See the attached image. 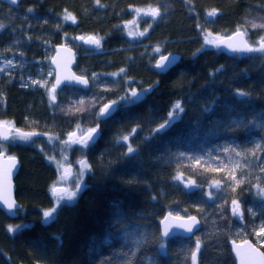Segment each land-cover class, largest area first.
<instances>
[{
	"label": "trees",
	"instance_id": "trees-1",
	"mask_svg": "<svg viewBox=\"0 0 264 264\" xmlns=\"http://www.w3.org/2000/svg\"><path fill=\"white\" fill-rule=\"evenodd\" d=\"M144 7L160 8L161 16L153 20ZM213 9L218 14L209 19ZM69 14L75 23L65 20ZM0 19V65L4 58L15 63L6 67L10 72L0 71V120L38 131L31 141L4 143L20 160L15 195L21 207L15 217L0 208V264H195L197 241V264H236L230 239L251 237L264 249L255 235L264 223V197L252 186L255 177L264 185V53L204 44L208 34H228L238 26L251 43L258 41L264 29L251 25L264 23V0L0 1ZM90 33L100 38L99 47L75 40ZM60 42L75 48L74 69L88 75L90 84L63 85L53 103L48 83L31 80L48 75ZM169 51L180 59L159 72L155 60ZM14 67H22L20 80ZM130 88L149 91L101 118L89 148L72 147L89 163L85 185L45 222L42 213L55 206L54 157L65 144L56 136L78 125L95 127L99 108ZM177 101L184 111L154 131ZM254 140L261 145L255 156L246 151L255 148ZM128 145L136 152L125 155ZM238 152L251 165L239 171L245 182L237 187L228 172ZM190 181L195 185L186 187ZM217 181L220 186L212 187ZM233 199L243 219L232 215ZM168 210L198 215L200 228L191 236L163 237L159 222ZM16 225L21 227L8 231Z\"/></svg>",
	"mask_w": 264,
	"mask_h": 264
},
{
	"label": "snow or ice",
	"instance_id": "snow-or-ice-1",
	"mask_svg": "<svg viewBox=\"0 0 264 264\" xmlns=\"http://www.w3.org/2000/svg\"><path fill=\"white\" fill-rule=\"evenodd\" d=\"M10 2L12 4H16L18 3V0H10ZM97 4H99L100 0H96ZM32 9H29V11H31ZM217 10L213 9L211 11H209L207 13V17L209 19L214 18L217 15ZM144 15H148L150 16L153 20H155L156 18L161 16V11L159 8H153L150 9L148 12H145ZM71 19L73 21V23H75V18L72 17L70 14L65 16V20ZM252 28H260V29H264V23L262 24H255L253 23ZM3 25H0V28H3ZM151 27V24H149V28ZM203 31V29H201ZM147 31V29H145V32ZM145 32H141L139 33L140 36L145 35ZM246 32L247 30L244 29L242 30L240 26L237 27V30L235 33H233L232 35H229L226 40L227 41H232L234 37H240V42L233 44V43H224V46L230 50L231 52H245V53H251V52H261L264 53V36H261L260 39L258 41L249 43L247 39H244V37L246 36ZM129 35H132V33H129ZM76 39H80V40H84L85 43H89V44H94L95 46L99 47L100 46V40L96 39L95 37H89L87 38V40H85L84 37H78ZM221 43L222 41L217 40V39H209L207 36L205 37V45H211L214 46L216 48H220L221 47ZM201 47H204V45H202ZM155 51L159 52V48H156ZM197 51H200V49H198ZM195 55V53H194ZM55 59H53V63H55ZM7 66L8 67H12L13 66V62L11 60L7 61ZM174 63L173 60L170 59L169 56H163L161 55L160 59L158 61H156L155 63V67L160 70L161 72L166 71L169 67L170 64ZM0 71H6L5 68H0ZM125 71V69H121L120 72L123 73ZM217 71H219V69H217ZM51 74V73H49ZM109 75L112 76H118L119 73H110ZM65 80L69 81V82H76L78 84H83V85H88L89 81L84 78L83 76H75L74 74L72 76H66L64 77ZM33 84H38L39 81H32ZM62 81L59 78V76H57V80L56 83L52 86V88L49 90L50 94H51V100L53 103H55L56 100V94H57V88L61 85ZM23 86H27V85H23ZM41 86L43 87L44 85L41 84ZM106 91H111L112 89H105ZM149 91L148 88H143L141 90H137L135 88H130L129 90L125 91V94L120 96L118 99L116 100H112L110 102L104 103L102 107L99 108V110L95 113V118H96V126L95 127H91L88 128L86 131L81 130L80 131V135L77 136V132H71L69 133V137L70 139L67 141H64V143L67 146H72V145H79L80 148L82 149H87L91 146V144L95 141L96 137L99 135V129H100V121L101 118H108L111 117L112 114L117 110V106L121 105L122 103L124 105H134L136 103H138L142 97L144 93H147ZM240 96H248L249 93L247 92H242V91H238L237 93ZM81 104H83V101H80ZM82 109H77V111H81ZM184 111V108L182 106V104L177 101L172 109L169 111L168 113V117L165 119L164 123L160 124L159 127L157 129H155L154 131H160L165 129L166 127H168L174 120H176L180 114ZM79 129V125L77 126ZM133 133L136 131V129L132 130ZM36 135L35 133H29V134H24L22 136H13L11 137V139L15 142L17 139L21 140V141H31L32 136ZM72 137H76L75 139H72ZM10 139L8 136L4 137V140H8ZM123 141L127 142L129 140V136H123L121 138ZM5 146L4 145H0V149H3ZM257 150H261V145L260 144H256L255 148L253 149H248L246 150L249 154L255 156V153ZM225 151H227V149H225ZM136 152V149L133 148L131 145H128L127 148V152L125 153V155H129V154H133ZM3 155V152L0 151V156ZM237 155H240V153H237ZM257 160H260L259 156H256ZM8 160L12 161V164L10 165V167L3 173L2 178H0V185H3V183L5 181L10 183V179H11V175H12V169H14L16 167L15 164V158L9 156ZM81 165V168L79 170V172L76 174V178H75V190L70 191L68 188H63V187H57V186H53L52 188V194L55 197V206L52 207L49 210H45L42 213V218L45 222L50 221L55 219L57 212L65 206V204L63 203L64 201H73L76 197L77 194L79 192L82 191L83 188V184L81 181V177L85 174V172L87 170H90V166L88 165L87 161L85 160H80L78 162ZM197 163H199V161L197 160ZM262 164H264V161H262ZM239 166V165H237ZM219 170V169H216ZM260 171L264 172V167L260 168ZM62 176L66 179L67 178V173H62ZM181 177L178 176L176 177V179H180ZM230 179L232 181L235 182L236 186L238 187L239 185L243 184L245 181L243 179H239L237 180L235 175H232L230 177ZM195 182L194 181H190L189 183H187L185 186L186 187H190V186H194ZM220 186L219 181L215 182L212 187H216L218 188ZM253 187L258 189L257 195L264 197V187H261L260 184H254L252 185ZM232 191L235 192L236 188L233 187ZM211 195V194H209ZM0 201H2L3 205L7 206V210L9 212H18L20 210V207L16 204V202L14 200H12L11 198L5 196V195H0ZM231 205H232V215L235 217H238L240 219H243V212L240 209V203L237 199H233L231 201ZM249 212L255 216L256 213L253 212L251 209H249ZM171 215V213L169 214ZM188 220L190 221V223H182L180 225H178L181 228H184L187 232L192 233L194 227L199 223L196 220V217L191 216L188 217ZM21 227V225H16L15 227L10 226L8 231L9 232H14L17 229H19ZM170 234L169 229L166 228V230L164 231L163 235L164 236H168ZM255 235L257 237H264V225H262L259 230H257L255 232ZM164 245L161 244V248H163ZM201 248V244L199 241H197L196 243V251L192 252V260L193 262L196 261L197 259V253L199 252ZM249 248L251 249V245H249ZM253 252H255V249H251ZM259 256L264 257V253H257ZM237 255H240L239 251H237ZM130 264V262H129ZM242 264H244V262L242 261Z\"/></svg>",
	"mask_w": 264,
	"mask_h": 264
},
{
	"label": "water",
	"instance_id": "water-1",
	"mask_svg": "<svg viewBox=\"0 0 264 264\" xmlns=\"http://www.w3.org/2000/svg\"><path fill=\"white\" fill-rule=\"evenodd\" d=\"M3 1H5L11 5L17 4V3L12 4L10 2V0H3ZM19 1L20 0H18V2ZM236 30L237 29H235L234 31H232L231 33H228V34H216V39L222 41L220 49L225 50L227 52H231L230 50H228L224 46V43L236 44V43L240 42V39H241L240 37H234L232 41L226 40V38L229 35H232L233 33H235ZM78 37H84L85 40H87V38H89V37H95L96 39L100 40V38L97 35L92 34V33L85 34V35L84 34H77L75 36V40L78 43L83 44V45H89L92 47H96V46L94 44L85 43L84 40L76 39ZM244 39H247V37L245 36ZM248 42L251 43L249 40H248ZM239 53H243V52H239ZM161 55L169 56L170 59L174 61V63L169 65L168 69L170 67H172L180 59V56H181V54L178 52H174V51L165 52V53L160 54L156 58L155 63H156V61H158L160 59ZM53 59H55V61H56L55 63H53ZM50 62H51L52 67L54 68V82H53L52 86L56 83L57 76H59V78L62 81L61 85L57 88V90L60 89L65 84L82 86V87L89 86V84H90L89 76L86 74L78 73L74 69V66L76 63V50L70 44H68L66 42L57 43L55 45V49H54V52L51 56ZM155 63H154V67H155ZM158 71L161 72L160 70H158ZM73 74L75 76H83L84 78H86L89 81L88 85L78 84L74 81L69 82V81L64 79V77H66V76L70 77ZM52 86L50 87V89L52 88ZM107 102H110V101H107ZM107 102H105V103H107ZM15 131H21V129L17 128L13 124H11L5 120H0V142L9 141L10 139L4 140V137L8 136L9 138H11L12 134ZM74 131L77 132V136L80 135V132L77 128L71 130L69 133L74 132ZM29 132L38 134V131H29ZM97 137H96V139H97ZM75 138L76 137H72V139H75ZM69 139H70V137L68 135V140ZM0 151L3 152V155L0 156V178H2L3 173L12 164V161L8 160L9 156L15 158V164H16V167L14 169H12V175H11L10 183L5 181L3 183V185H0V195H5V196L11 198L12 200H14L16 202V204L19 207H21V203L19 202V200L16 198V195H15V190H16L15 176L17 175L19 168H20V160L16 154L7 153L5 150H2V149H0ZM55 186L67 188V186L64 184H57ZM0 208L2 210H4L5 213L7 215H9L10 217H15L17 214V212H9L7 210V206L2 204V201H0ZM170 213H171V215H169ZM191 216L196 217V220L199 223L194 227L193 232L189 233L184 228H181L178 225H180L182 223H190V221L188 220V217H191ZM159 224H160L161 234L163 237H170L172 235L191 236L200 228L201 218L196 214L180 215V214H176V213L172 212L171 210H168L165 212V214L160 219ZM166 228L169 229V232H170V234L168 236L163 235ZM249 245H251V249H255L256 251L253 252L249 248ZM230 246H231V249H232V251L235 255V258H236V264H242V261L244 262V264H264V257H261L257 254V253H264V249L259 244H257L251 237H245L242 239L232 238V239H230ZM194 251H196V249ZM237 251H239L240 255H237ZM198 253H197V259L194 262L195 264L198 263Z\"/></svg>",
	"mask_w": 264,
	"mask_h": 264
},
{
	"label": "rangeland",
	"instance_id": "rangeland-1",
	"mask_svg": "<svg viewBox=\"0 0 264 264\" xmlns=\"http://www.w3.org/2000/svg\"><path fill=\"white\" fill-rule=\"evenodd\" d=\"M153 8H156V7H144V8L141 9V11L143 13H145V12H148L150 9H153ZM207 37L209 39H216V35L215 34H208ZM9 60H11L13 62L12 59H5L4 58L2 60V64L1 65H5L6 67H8L6 62L9 61ZM13 66H15V63H13ZM45 83H46V80L45 79H43V78L42 79H39V84H43L44 85ZM76 128L78 129V127H76ZM88 128H90V127H84V126H81L80 125L78 130L79 131H81V130L86 131ZM69 132L70 131H67L66 132V136L65 137H60L58 135V136H56V138L60 139L63 142L64 141H67L68 140V133ZM24 134H26V133H23V132H14V135L13 136H22ZM254 143L255 144H259L260 142L258 140H254ZM1 145H4V143H2ZM73 146L74 145H72V146L69 147L66 144H64L63 147H62V149L60 150V153L58 154V156H55L54 157V162H55V164H57V167L59 169V173H58V177H57L56 181L52 185V188H53V186H55L57 184H64V185H67L69 187L70 191L75 190V187L74 186H75L76 174L79 172V170L81 168V165L78 162L80 160H85V161H87V160L83 156V154H81V152L80 153L77 152V154H74L73 153V148H72ZM3 150H5V147L3 148ZM238 153H240V155H235L234 156L232 165H231V167L229 169V172H228L229 177H231L232 175H235L236 178H237V180L240 179L238 174H239V171L241 170V168L243 166H247L248 167V166L251 165V162L249 160H243L242 159L241 155L243 154V152H238ZM70 154H71V156L73 155L74 158H75V161L73 162L74 165L72 164V166H70V164H69V161H71L70 158H69ZM263 159H264V157H263ZM88 165H89V163H88ZM237 165H239V166H237ZM65 172L67 173V178L66 179L62 176V173H65ZM87 172H88V170L80 178L81 181H82L83 186L85 185V176H86ZM232 183L235 184L234 181H232ZM254 184H260L261 187H264V185L259 181V178H257V177H255V179H254L253 185ZM52 188H51V190H52ZM255 189H256V191H258L257 188H255ZM262 225H264V223L259 224L257 226V228H256V231L259 230V228ZM257 240L260 243H264V237H257Z\"/></svg>",
	"mask_w": 264,
	"mask_h": 264
},
{
	"label": "flooded vegetation",
	"instance_id": "flooded-vegetation-1",
	"mask_svg": "<svg viewBox=\"0 0 264 264\" xmlns=\"http://www.w3.org/2000/svg\"><path fill=\"white\" fill-rule=\"evenodd\" d=\"M0 1H3V0H0ZM3 2H5V1H3ZM9 4V3H8ZM0 25H3L4 26V24H3V20L2 19H0ZM4 28V27H3ZM3 28H0V49H1V45L3 46V39H4V33H3ZM52 56V55H51ZM51 56H50V58H49V63H50V67H49V73H51V74H49L48 73V75H46V73L45 74H41L40 76H36V78H35V81H39V79H45L46 80V83L44 84V85H46L47 83H48V88H49V90H50V87L52 86V84H53V82H54V68L52 67V65H51V62H50V59H51ZM0 67L2 68H5L6 69V66L5 65H0ZM21 68L22 67H14V73L16 74V76L18 77V79L20 80V77H21ZM41 68V67H40ZM11 71V69L9 70V69H7L6 71H4V72H10ZM31 74V72L29 71L26 75H25V77H27L28 75H30ZM39 75V74H38ZM52 75V78L50 77ZM34 79H32L31 81H33ZM25 84H27V82H24ZM39 84V83H38ZM35 85V84H34ZM39 85H41V84H39ZM50 92V91H49ZM15 132H23V133H26V134H29L30 132L28 131V130H21V131H15ZM80 132V131H79ZM14 135V133L12 134V136ZM11 136V137H12ZM19 140V139H18ZM11 141H13L11 138H10V140L9 141H6V142H11ZM6 142H0V144L1 143H6ZM78 147H79V145H78ZM3 150V149H2ZM69 158H70V160L71 161H69V164H70V166H72V164L74 165V161H75V158H74V156L72 155L71 156V154H70V156H69ZM67 186V185H66ZM67 188L69 189V187L67 186ZM70 190V189H69Z\"/></svg>",
	"mask_w": 264,
	"mask_h": 264
}]
</instances>
